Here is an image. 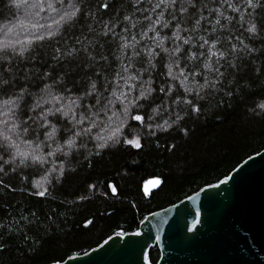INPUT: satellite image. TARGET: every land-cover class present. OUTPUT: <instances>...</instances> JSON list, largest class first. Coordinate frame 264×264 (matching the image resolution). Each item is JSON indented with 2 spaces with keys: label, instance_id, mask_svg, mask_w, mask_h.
<instances>
[{
  "label": "snow or ice",
  "instance_id": "6c2138e0",
  "mask_svg": "<svg viewBox=\"0 0 264 264\" xmlns=\"http://www.w3.org/2000/svg\"><path fill=\"white\" fill-rule=\"evenodd\" d=\"M8 6L26 9L35 31L20 40L10 36L13 26H0V200L16 191L12 180L25 179V169L43 170L57 184L70 181L69 156L82 155L90 141L95 156L84 163L92 166L103 163L111 144L142 149L139 138L123 136L120 117L132 111L131 119L147 125L145 139L199 118L205 107L250 104L264 114V0H8ZM117 101L119 113L112 108ZM102 117L117 123L110 135L93 137ZM33 183L41 190L32 195L48 194ZM60 207L11 223L0 218V258L30 235L40 241L41 233H55Z\"/></svg>",
  "mask_w": 264,
  "mask_h": 264
},
{
  "label": "trees",
  "instance_id": "16d2710c",
  "mask_svg": "<svg viewBox=\"0 0 264 264\" xmlns=\"http://www.w3.org/2000/svg\"><path fill=\"white\" fill-rule=\"evenodd\" d=\"M34 20L26 9L9 8L8 0H0V26H13L10 34L13 39L30 38L35 31L31 28ZM4 31L0 27V39ZM51 47L45 42L43 51L50 52ZM256 47L261 48L262 45L258 43ZM112 108L119 113V102H115ZM252 108L254 105L250 104L205 107L199 118L193 116L180 123L179 127L157 131L156 137L148 139H145L147 125L131 119L137 114L132 111L120 117L123 136L131 140L139 138L143 143L142 149L123 143L111 144L102 152L103 163L92 166L84 163L86 158L95 156V140L90 141L79 149L82 155L73 159L70 154L72 163L68 167L74 170V174L70 181L62 184L46 179L43 170L25 169L22 173L25 179L12 180L16 191L0 200V208L4 209L0 218L6 217L5 223H11L13 217L19 219L22 214L31 219L29 212L39 215L41 208L60 205V219L55 233H41L40 241H34L30 235L28 241L12 244L10 251L0 258V264L62 262L73 255L88 252L115 233L138 230L149 213L221 181L247 157L264 149V114L259 109L253 112ZM107 115L111 117L112 112ZM153 119L157 120V117ZM115 123L116 119L102 117L92 136L110 135L109 128ZM60 159H63L62 153ZM47 167H55V164ZM151 179H159L161 185L145 195L143 186ZM33 182L47 188L48 194L45 197L32 195L33 191L41 190ZM111 182L118 190L115 196L106 187ZM90 184L93 187L89 188ZM85 219L93 223L86 225ZM159 257L160 250L154 246L149 252V260L156 264Z\"/></svg>",
  "mask_w": 264,
  "mask_h": 264
},
{
  "label": "water",
  "instance_id": "95a60500",
  "mask_svg": "<svg viewBox=\"0 0 264 264\" xmlns=\"http://www.w3.org/2000/svg\"><path fill=\"white\" fill-rule=\"evenodd\" d=\"M227 177L149 213L136 231L51 264H152L154 246L156 264H264V149ZM160 185L151 179L143 188L149 195Z\"/></svg>",
  "mask_w": 264,
  "mask_h": 264
}]
</instances>
